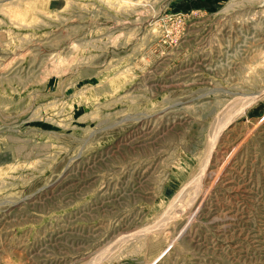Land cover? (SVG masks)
<instances>
[{
  "label": "rangeland",
  "instance_id": "obj_1",
  "mask_svg": "<svg viewBox=\"0 0 264 264\" xmlns=\"http://www.w3.org/2000/svg\"><path fill=\"white\" fill-rule=\"evenodd\" d=\"M263 90L264 0H0V264H264Z\"/></svg>",
  "mask_w": 264,
  "mask_h": 264
},
{
  "label": "bare ground",
  "instance_id": "obj_2",
  "mask_svg": "<svg viewBox=\"0 0 264 264\" xmlns=\"http://www.w3.org/2000/svg\"><path fill=\"white\" fill-rule=\"evenodd\" d=\"M261 24H262V23H261ZM257 26H258V25H257ZM258 27H259V26H258ZM261 27H263V26H261ZM259 29H261V28H259ZM252 35H253V34H252ZM263 91H264V90H263ZM263 94H264V92H263ZM249 100H250V99H249ZM259 125H260V124H259ZM255 129H256V128H255ZM242 139H243V138H242ZM240 142H241V141H240ZM240 142H239V143H240ZM239 143H238V144H239ZM214 146H215V145H214ZM235 147H236V146H235ZM235 149H236V148H234V150H235ZM235 151H236V150H235ZM229 154H230V153H229ZM225 157H226V156H225ZM226 158H227V157H226ZM227 159H228V158H227ZM225 161H226V160H225ZM221 163H222V162H221ZM225 163H226V162H225ZM222 164H223V163H222ZM223 165H224V164H223ZM223 165H222V166H223ZM225 165H226V164H225ZM220 166H221V165H220ZM222 168H223V167H222ZM224 168H225V167H224ZM225 169H227V168H225ZM217 171H218V170H217ZM209 172H210V171H209ZM221 172H222V171H221ZM207 173H208V172H207ZM210 173H211V172H210ZM210 173H209V174H210ZM214 173H215V172H214ZM216 173H217V172H216ZM223 174H224V173H223ZM223 177H224V176H223ZM218 178H219V177H218ZM212 179H213V178H212ZM212 182H213V181H212ZM209 185H210V184H208L207 187H208ZM222 185H223V184H222ZM233 189H234V188H233ZM213 190H214V189H213ZM207 191H208V190H207ZM209 192H210V191H209ZM220 194H221V193H220ZM204 201H205V200H204ZM198 204H199V202H198ZM200 207H201V206H200ZM197 213H198V212H197ZM235 215H236V214H235ZM216 216H217V215H216ZM222 218H223V217H222ZM210 219H211V218H210ZM229 228H230V227H229Z\"/></svg>",
  "mask_w": 264,
  "mask_h": 264
}]
</instances>
